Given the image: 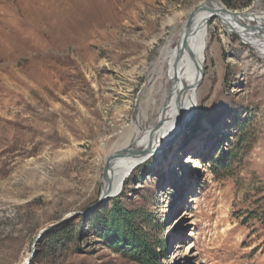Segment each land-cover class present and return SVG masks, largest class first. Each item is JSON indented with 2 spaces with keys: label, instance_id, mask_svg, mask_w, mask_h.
I'll list each match as a JSON object with an SVG mask.
<instances>
[{
  "label": "rangeland",
  "instance_id": "374dc122",
  "mask_svg": "<svg viewBox=\"0 0 264 264\" xmlns=\"http://www.w3.org/2000/svg\"><path fill=\"white\" fill-rule=\"evenodd\" d=\"M215 2L260 39L264 0H0V264H139L98 235L118 196L162 264H264V45L217 17L188 123L85 214L159 127L169 21Z\"/></svg>",
  "mask_w": 264,
  "mask_h": 264
},
{
  "label": "bare ground",
  "instance_id": "6f19581e",
  "mask_svg": "<svg viewBox=\"0 0 264 264\" xmlns=\"http://www.w3.org/2000/svg\"><path fill=\"white\" fill-rule=\"evenodd\" d=\"M226 10L221 3L215 2L213 5L205 4L198 8L193 19L190 18L183 22L179 19L169 21L172 30L164 37L161 54L157 62V67L160 69L159 76H166L162 80L166 88L163 90L160 124L158 129L149 130L140 144H136L133 140L132 148L140 152L144 151V154L142 153L139 157L144 156L154 146L166 143L170 136L185 127V124L194 114L198 99L194 91L197 84H199L203 71L206 33L209 29L210 18L217 17L222 23L224 21L223 24L227 32L231 33L235 28L250 46L264 45V30L261 31L262 36L259 40H253L252 35L245 32L248 27L253 26L244 22L249 17L246 14H235ZM261 54H264V52ZM136 160L137 157L123 155L120 159H116L111 163L110 183L113 187L112 192L120 189L122 180L134 168ZM116 167L117 173L112 174L111 171ZM122 170H124L123 173ZM189 243L188 240L180 243V249L187 248Z\"/></svg>",
  "mask_w": 264,
  "mask_h": 264
},
{
  "label": "trees",
  "instance_id": "16d2710c",
  "mask_svg": "<svg viewBox=\"0 0 264 264\" xmlns=\"http://www.w3.org/2000/svg\"><path fill=\"white\" fill-rule=\"evenodd\" d=\"M98 235L116 252L139 264H162L164 241L156 242L134 220V212L121 203V197L113 199L106 214L100 215Z\"/></svg>",
  "mask_w": 264,
  "mask_h": 264
},
{
  "label": "water",
  "instance_id": "95a60500",
  "mask_svg": "<svg viewBox=\"0 0 264 264\" xmlns=\"http://www.w3.org/2000/svg\"><path fill=\"white\" fill-rule=\"evenodd\" d=\"M228 11V10H226ZM196 12V11H195ZM195 12L193 13V15L191 16V19L194 18V15H195ZM201 78H202V74L200 76V80H199V83L201 81ZM157 149V148H156ZM149 151H151L150 154L154 153L155 152V148H151ZM142 153L144 154V151L143 152H140V151H137L135 150L134 148H132L131 146L127 147V148H124L120 151H117L115 152L110 158L109 160L107 161L106 165H105V173H104V185H103V190H102V194H101V197L99 199V201L94 204L91 208H89L85 214L86 215H90L92 214L93 212H95L96 210H98L100 207H102L108 200H110L112 197H115L117 195L120 194V192L122 191V188H123V185H124V182L126 180V178L131 174V172L133 171V169L138 166L140 163H142L143 161H140L137 165L134 166L133 169H131L128 173V175H126V177L123 179V182H122V186L120 187V189L118 191H115V192H112L113 190V187L110 183V167H111V163L116 160V159H120L123 155H126L128 157H139L140 155H142ZM149 154V155H150Z\"/></svg>",
  "mask_w": 264,
  "mask_h": 264
}]
</instances>
